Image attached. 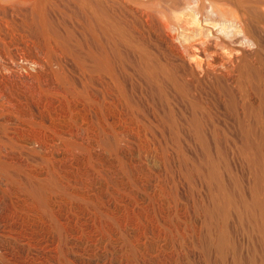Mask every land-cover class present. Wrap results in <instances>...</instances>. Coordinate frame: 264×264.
Segmentation results:
<instances>
[{"label": "rangeland", "instance_id": "obj_1", "mask_svg": "<svg viewBox=\"0 0 264 264\" xmlns=\"http://www.w3.org/2000/svg\"><path fill=\"white\" fill-rule=\"evenodd\" d=\"M17 117L65 186L4 156ZM0 206V264H264V0H0Z\"/></svg>", "mask_w": 264, "mask_h": 264}, {"label": "built area", "instance_id": "obj_2", "mask_svg": "<svg viewBox=\"0 0 264 264\" xmlns=\"http://www.w3.org/2000/svg\"><path fill=\"white\" fill-rule=\"evenodd\" d=\"M18 65L25 67V73L28 74V70L31 68L32 72L27 76L31 77L33 72H36L38 67L37 63L20 56L18 59ZM28 69H27V68ZM44 86V89H48L51 93L59 89V85L55 84L53 79H49ZM41 87V86H39ZM43 94L31 96L30 99L34 100L35 104L32 106H38L44 108L48 104L55 103V100L60 101V97ZM29 104V103H28ZM24 106V104L22 105ZM23 122H19V117L10 121L7 130L3 137L5 144L2 145V152L4 156L14 158L15 161L21 163L23 166L30 167L34 171H46L55 170L59 173L63 182L60 183L63 186L66 185L67 178V158L69 155L67 138L68 135L61 132H49L46 128H37L35 124L31 125L23 118ZM4 187H7L6 182L1 181ZM62 187V186H61ZM59 205L54 206L55 216L59 219H65L67 217V208L62 205L63 199H59ZM8 210L4 212L2 206H0V219H20L22 218L15 210Z\"/></svg>", "mask_w": 264, "mask_h": 264}]
</instances>
